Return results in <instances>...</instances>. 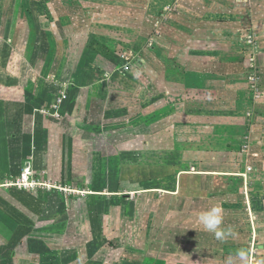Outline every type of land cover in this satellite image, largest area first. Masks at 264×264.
Returning a JSON list of instances; mask_svg holds the SVG:
<instances>
[{"label":"crops","instance_id":"1","mask_svg":"<svg viewBox=\"0 0 264 264\" xmlns=\"http://www.w3.org/2000/svg\"><path fill=\"white\" fill-rule=\"evenodd\" d=\"M133 1L117 6L128 10L115 33L90 30L115 23L108 15L68 17V30L64 13L53 31L14 29L0 40V264H38L67 245L72 264L96 259L83 198L118 210L136 203L144 241H123L113 208L105 239H93L102 264H140L139 253L264 264L263 243L250 255L264 234V0ZM25 170L32 188L17 185ZM63 199L76 235L48 242L65 235L67 223H49ZM214 204L234 237L217 240L199 225Z\"/></svg>","mask_w":264,"mask_h":264},{"label":"rangeland","instance_id":"2","mask_svg":"<svg viewBox=\"0 0 264 264\" xmlns=\"http://www.w3.org/2000/svg\"><path fill=\"white\" fill-rule=\"evenodd\" d=\"M76 2H78V4H75ZM133 2H134L133 0H0V40L8 44V38L12 32H15L14 29L19 32H26L27 34L30 35L29 37H31V35H33L34 37L36 34H39L38 32L42 33L43 31H53L55 29L54 28L55 26H53L52 23H55L54 22L55 20L57 22H60L61 14H64V13H66V17L65 19L63 18L62 23L65 25H68L67 27L69 28L68 30H70L69 21H66L68 17H82V15H85V17L86 16H91L92 18L95 17L94 20L97 21L100 18L99 16L101 17L104 16L103 18H100V19L107 21L109 20V17H111V18H115L116 22L105 24L103 25V28L97 25V23L99 22H95L94 24L91 25L92 27L90 28V30L91 31L107 30L109 32L115 33L116 31H119L120 28L122 30V27H124L118 24V17L123 15L125 10L132 8L134 6ZM245 3H248L247 0H244L242 5H244ZM118 5L122 7L123 5L127 6L128 9L119 8L117 7ZM113 6H116L117 8L115 9V7ZM39 7L41 8L40 10H39ZM42 9L44 11L45 9H47V12L42 11ZM242 9L244 8H241L240 10L242 11ZM134 13H135V10L133 9L131 10L129 14H134ZM40 27H42L41 30H40ZM6 46H5V49L7 52L8 46L7 47ZM26 47L28 51L30 47H28V45ZM128 51H129V48H127L126 51H121V52H128ZM7 59L9 58L6 57L5 61H7ZM31 59L32 58H29L27 56V60L33 63V60ZM133 64L135 63L133 62ZM186 182L187 181H185V185H186ZM129 185L130 184H128L127 186H123V187L120 186L119 189L122 190L123 193H126L125 191L128 190L129 187H131ZM64 192L67 193L66 191ZM76 195H77L76 196L77 198L82 197L80 196L82 194L77 193ZM189 195H194V193H190ZM83 199H84V202L86 200V205H89V206L91 205L92 207L90 215H87L86 218L89 223L88 224L89 226L91 225V223H93V226H90L92 227L91 229L93 230L91 231L92 241L89 239V251H90L89 253H94V255L96 254L95 255L96 259L92 260L91 262L89 261L86 264H102L101 261L103 259L105 260L106 258L104 256V253L102 252L103 250L101 248L100 249L96 248L98 243L95 240L100 241V240H103V238L105 239L104 232L107 235L108 231L110 230V227L107 226L105 230L103 221L106 220L107 222H111V220H107L106 217L108 216L109 218V215L112 214V213L109 214V212H111L113 208L115 207L109 208L108 203H104L100 199L99 200L96 199L95 202H92L91 200H87L86 198H83ZM119 206L122 209L118 210L117 208H115L116 213L112 215L116 217L117 219L119 218L118 220H121L122 222L121 225L119 224L120 226L119 229L121 231L119 232L120 237L123 239V241H125L131 247L141 245V239L139 238V236L142 237L144 241V238H143L144 235L142 236L141 235L142 233L140 235L138 233L137 222L139 221L137 220V218L139 217L137 216L138 211H137L135 200L134 201L130 200L129 204L126 205L125 207L120 204ZM69 207H70L69 203L67 204V201L63 199V208H62L63 213H61L60 215H56L55 218L53 217L55 220L52 219L51 220L52 222L49 221L50 224L53 223V221H55V224L57 225L56 227L58 228L63 227L62 223H67L65 233H64L65 235H63V237L59 239V236H57L58 233L54 235H52V233H49V235L46 237L47 239L46 241L57 242L58 240L63 241V239L65 240L66 243L73 241V237L76 234L75 232H73L71 228L74 217L71 216V212L66 211L69 209ZM200 208L202 207H197V209H200ZM92 214H96L97 217H95V215H92ZM97 219L102 223L97 221ZM80 238H82V236ZM83 238L85 241L86 232H84ZM261 243L264 244V234L261 236L260 240H258V244L254 245V247L250 249L251 257L253 254L256 253V251H258V249H260L258 245ZM72 249L73 248L68 247V245L61 249L49 248L46 250V253H42V255L38 257L39 259L38 264H72V262H70L71 257L72 256L75 257V255H77L76 252L74 251L72 252ZM14 250L17 256L19 257H21V255L25 252V248H22L21 245L16 247ZM129 254H132V253H129ZM133 258L139 259L140 264H172L171 261L166 260V257H164V260L158 258L159 259L158 261L157 260L154 261L153 259L146 258L145 255H143V253H139V255L137 254Z\"/></svg>","mask_w":264,"mask_h":264},{"label":"clouds","instance_id":"3","mask_svg":"<svg viewBox=\"0 0 264 264\" xmlns=\"http://www.w3.org/2000/svg\"><path fill=\"white\" fill-rule=\"evenodd\" d=\"M197 220L203 230L214 234L217 240H225L234 237L236 234L231 227L224 228L223 207L221 204H214L207 210L201 211L197 215ZM238 256L242 261L247 260V251L240 250Z\"/></svg>","mask_w":264,"mask_h":264},{"label":"built area","instance_id":"4","mask_svg":"<svg viewBox=\"0 0 264 264\" xmlns=\"http://www.w3.org/2000/svg\"><path fill=\"white\" fill-rule=\"evenodd\" d=\"M59 101H60V99H58L57 102H59ZM53 108H55V109L57 108V103L54 105ZM29 176H30L29 171L25 170L24 173L21 175L20 181L17 183V185L20 187H23V188H28V187L32 188L36 184V182L31 181Z\"/></svg>","mask_w":264,"mask_h":264},{"label":"trees","instance_id":"5","mask_svg":"<svg viewBox=\"0 0 264 264\" xmlns=\"http://www.w3.org/2000/svg\"><path fill=\"white\" fill-rule=\"evenodd\" d=\"M102 252H103V251H102ZM102 252H101V253H102Z\"/></svg>","mask_w":264,"mask_h":264}]
</instances>
